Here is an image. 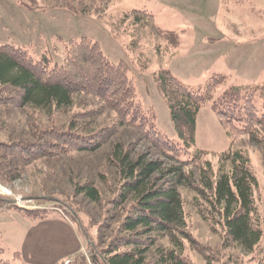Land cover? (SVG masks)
I'll list each match as a JSON object with an SVG mask.
<instances>
[{
	"label": "trees",
	"instance_id": "trees-1",
	"mask_svg": "<svg viewBox=\"0 0 264 264\" xmlns=\"http://www.w3.org/2000/svg\"><path fill=\"white\" fill-rule=\"evenodd\" d=\"M33 1L27 2V6L32 7ZM43 1L58 6V0ZM82 1H93L99 14L113 0L79 2ZM222 2L224 4L225 0ZM24 3L21 0V4ZM132 12L136 14V20L142 17L141 25L174 50L169 53L171 57L179 45L178 33L159 28L154 16L146 10ZM47 51L34 58L24 46L0 44V129L8 130L13 109L26 117L39 116L40 111L49 114L51 110L67 114L76 97L81 95L98 101V104L86 110L80 108L79 113L68 117L65 128L55 126V122L39 127L36 120L28 119L27 134L14 135L15 131L10 129L9 139H0V182L17 179L37 161L48 163L46 179L50 180L49 174L58 159L72 160L74 153L96 157L110 144L106 158L115 170V175L111 173L117 181L110 178L108 167L99 170L98 180L103 189L113 191L107 204L114 213L122 211V215L119 220H103L95 234L86 230L81 222L89 242L94 241L89 243L92 264H192L183 253L184 242L188 244L190 236L178 188L190 187L193 183L200 186L198 194L206 192L207 204L217 217L215 222L221 227L223 241L250 253L253 264H264V201L261 206L255 201L253 193L258 182L249 168L248 157L241 149L232 147L233 140L239 135L247 134L251 142L258 143L256 135L262 133L258 126L264 123V110L257 107L259 100L255 104L254 99L259 98L264 106V84H231L212 98L215 88L226 82L223 74H212L203 87L192 90L170 70H157L154 74L156 89L169 109L177 135L168 138L155 128L153 110L143 108L137 99L125 65L111 62L97 41L85 36L63 41L61 63L51 64ZM207 102L230 139L228 149L216 154L191 148L197 112ZM94 110L110 113L106 124L95 123L98 115L92 112ZM4 121L5 127L1 125ZM124 131L136 141L147 143L159 158L146 160L142 154L132 156L128 150L130 141L120 144L115 139ZM27 136L30 138L26 139ZM210 158H217L213 182L202 180L201 174L195 179L194 170L201 173L211 170ZM225 163H228L226 169L221 165ZM79 176L77 174V179ZM68 179L75 193L82 194L92 203L101 201V190L90 172L80 182L72 177ZM42 194L46 196L39 202L49 201V197L54 203L59 202L73 211V201L68 202L69 197L62 192L45 190ZM2 205L5 204L0 201ZM6 207L24 211L32 218H41L45 214L37 207L30 210L15 204ZM207 212L211 213L205 207L200 210V215L208 218ZM72 214L74 217V212ZM111 223H114L112 229L109 228ZM163 239H167V246L157 244ZM194 247L204 255L205 264H210L209 256L201 250L203 246L194 244ZM0 264L10 262L4 260Z\"/></svg>",
	"mask_w": 264,
	"mask_h": 264
},
{
	"label": "rangeland",
	"instance_id": "rangeland-1",
	"mask_svg": "<svg viewBox=\"0 0 264 264\" xmlns=\"http://www.w3.org/2000/svg\"><path fill=\"white\" fill-rule=\"evenodd\" d=\"M22 1L25 3L21 4V0H0V44L24 46L34 58L48 50L47 55L51 64H54L63 60V41L81 36L97 41L111 62L125 65L137 99L143 108L153 110L155 128L168 138H176L177 135L169 109L156 89L154 74L157 70H170L192 90L203 87L212 74H223L226 82L215 88L212 98L231 84H264V0H225L224 4L223 0H113L99 14L95 11L96 4L93 1L58 0L56 6L53 2L34 0L32 7L27 6L31 0ZM83 8H86L84 12L81 11ZM133 10H146L154 16L159 28L178 33L179 45L171 57L169 53L173 49L141 25L142 17L136 20ZM257 100L259 104H256ZM254 103L264 110L259 98L254 99ZM97 104L98 101L81 95L67 109V114L51 110L49 114L40 111L39 116L35 114L26 117L19 110L13 109L8 130L0 129V139L8 140L10 129L15 131L14 135L22 132L27 134L28 119L36 120L39 127L55 122V126L65 128L68 117L79 113L82 107L86 110ZM92 112L98 115L95 123L106 124L111 117L107 110ZM1 125L5 127V121ZM263 126L264 123L258 126L262 133L256 135L257 144L251 142L246 134L235 138L232 145L244 151L248 157L249 168L258 182L253 195L259 206L264 201ZM121 135L115 139L120 144L130 141L128 150L132 156L142 154L146 160L159 158L147 143L136 141L125 131ZM229 145V137L207 102L197 112L195 140L191 148L216 154L227 150ZM109 151L110 144L99 151L96 157L74 153L72 160L60 158L61 161L58 159L54 162L53 172L49 174L50 180L46 179L48 163L37 161L28 166L26 173L17 179L0 182V198L15 199L16 206L21 209L37 207L45 212L41 218H32L25 215L24 211L6 207V203L0 206V262L67 264L72 260L71 264H92L89 243L94 241L89 242L81 222L86 230L95 234L103 220H119L122 215V211L114 213L107 204L113 191L105 187L103 189L98 180L99 170L108 167L110 178L117 181L113 178L115 170L109 166L111 162H107ZM210 164L211 170H205L204 173L194 170V178L198 179L201 174L202 180L212 183L217 158H210ZM221 165L224 169L228 168V163ZM89 172L101 190V201L98 203H92L82 194L75 193L68 179L72 177L80 182ZM77 174L80 175L79 179ZM199 188L197 183L178 188L190 236L189 246L184 242L183 253L186 259L192 264H205L204 255L198 252L195 244L203 246L201 250L209 256L210 264H253L250 253L223 241L221 227L215 222L217 217L207 204L206 192L198 194ZM45 190L62 192L68 196L70 201H67H73L71 208L77 219H74L65 205L55 201L56 205L53 199L39 202V199L45 198L46 195L42 194ZM24 197L29 199L23 200ZM205 207L211 212L206 213L208 218L200 215V210ZM89 220H93L95 225L89 223ZM109 228H114V223ZM103 233L109 235L108 232ZM157 244L167 246V239Z\"/></svg>",
	"mask_w": 264,
	"mask_h": 264
},
{
	"label": "water",
	"instance_id": "water-1",
	"mask_svg": "<svg viewBox=\"0 0 264 264\" xmlns=\"http://www.w3.org/2000/svg\"><path fill=\"white\" fill-rule=\"evenodd\" d=\"M23 200H28L29 198L24 197L22 198ZM49 200H51V198H48ZM0 201L6 203V204H15V199H8V198H0Z\"/></svg>",
	"mask_w": 264,
	"mask_h": 264
}]
</instances>
